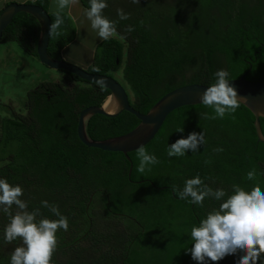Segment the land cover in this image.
Listing matches in <instances>:
<instances>
[{
	"label": "trees",
	"instance_id": "16d2710c",
	"mask_svg": "<svg viewBox=\"0 0 264 264\" xmlns=\"http://www.w3.org/2000/svg\"><path fill=\"white\" fill-rule=\"evenodd\" d=\"M30 3L46 10L50 24L55 21L56 12L47 11V0ZM106 3L104 16L117 21V32L126 39L117 36L100 42L87 71L116 79L138 112L145 113L177 86L215 83L220 69L228 71V78L248 70L245 79L264 83V0ZM80 4L88 9L90 0ZM117 9L130 18L120 20ZM61 16L64 22L58 34H49L46 47L53 59L60 58L61 48L73 35L71 19L63 12ZM128 26L135 30L127 33ZM38 31L31 15L17 12L3 28L0 41H16L36 56ZM117 71L120 78L111 74ZM66 73L63 81L69 83L42 81L26 91L24 114L0 117V179L24 189L28 211L39 208L41 212L37 219H57L41 206L48 201L69 220L68 231L57 233L54 264H197L186 251L192 247L191 228L221 201L206 198L203 206L195 205L190 198L179 199L174 190L182 191L185 181L197 175L213 190L223 189L229 195L233 185L251 190L256 182L245 177L253 168L264 173V144L256 141L246 108L241 105L234 118L226 115L215 120L200 119L199 113L215 114L202 104L174 109L143 146L159 163L141 174L136 171L137 149L130 151L127 178L129 163L122 153L87 147L76 136L78 112L101 105L109 91ZM44 88L55 94H43ZM137 122L127 111L114 117L93 114L85 130L90 138L100 140L123 134ZM181 127L183 132H176ZM202 131L207 143L198 152L168 157V146ZM217 148L223 151L215 152ZM205 160L211 163L206 165ZM258 181L264 190V175H258ZM9 219L0 212V264H10L12 251L22 243L4 240ZM120 220L125 224L119 226ZM239 255L226 256L216 264H237Z\"/></svg>",
	"mask_w": 264,
	"mask_h": 264
},
{
	"label": "clouds",
	"instance_id": "9594fccd",
	"mask_svg": "<svg viewBox=\"0 0 264 264\" xmlns=\"http://www.w3.org/2000/svg\"><path fill=\"white\" fill-rule=\"evenodd\" d=\"M76 0H56V19L50 25V35L58 34L57 30L63 24L61 12L75 3ZM139 4L140 0H131ZM108 7L106 0H90V7L85 10V16L90 21L91 28L98 37L107 41L119 36H126L117 32V21L110 20L103 12ZM120 20H127L130 14L117 9ZM134 27L128 26L125 31L131 33ZM94 71H99L94 68ZM215 83L207 87L200 97L201 104L211 108L214 115L199 113L200 119H223L226 115H233L245 101L240 98L229 81V73L220 69L215 73ZM176 132H183L178 128ZM207 143L204 131L189 133L187 138H180L168 146V157H184L186 152L199 151L201 145ZM222 152V148L214 149ZM139 160L137 172L144 174L151 171V166L159 163L155 154H150L145 147L140 146L136 152ZM204 163L210 164V160ZM256 169L248 171L246 179L256 183L251 190H245L239 185L232 186V194L223 189L213 190L199 175L185 181L183 190H174L181 200H188L195 205L203 206L206 198L221 201L218 208L207 213L206 217L194 225L190 231L192 247L186 251L197 264H216L226 256L239 255L237 264H258L264 261V190H262ZM24 189L19 185H12L6 179H0V212L9 216V223L4 228V240L11 244L16 240L22 241L14 248L10 255V264H54L53 257L59 247L57 233L68 231L69 220L62 215L58 205L42 201L41 206L48 208L57 219L40 218L39 208L28 211V202L22 199ZM226 197V199H225ZM13 207L15 212L13 214Z\"/></svg>",
	"mask_w": 264,
	"mask_h": 264
},
{
	"label": "water",
	"instance_id": "95a60500",
	"mask_svg": "<svg viewBox=\"0 0 264 264\" xmlns=\"http://www.w3.org/2000/svg\"><path fill=\"white\" fill-rule=\"evenodd\" d=\"M17 12H24L31 15L38 23L39 31L35 44V52L41 64L50 69L66 71L79 79L93 82L109 91L106 99L109 97L112 101L110 110L104 108L105 99L99 106H87L78 112L75 129L76 136L78 140L87 147L122 153L129 163L127 178L131 170L130 159L127 153L138 149L140 146H144L150 141L158 131L167 114L174 109L186 105L201 104V95L207 87L213 84L187 83L177 86L161 95L145 113H140L129 105L124 88L113 77L89 72L75 64L64 61L62 58L53 59L47 54L46 47L51 24L46 10L42 9L40 6L31 3L17 2H8L4 5L0 9V39L3 28ZM115 62L117 61L115 60ZM247 71L248 70L237 78H229V83L234 86L239 97L245 100L241 105L246 108L248 117L252 122L256 141L264 144V83L245 79L244 76ZM121 111H127L133 114L138 120L137 124L132 129L123 134L100 140H94L87 135L85 124L87 119L93 114L114 117Z\"/></svg>",
	"mask_w": 264,
	"mask_h": 264
},
{
	"label": "rangeland",
	"instance_id": "374dc122",
	"mask_svg": "<svg viewBox=\"0 0 264 264\" xmlns=\"http://www.w3.org/2000/svg\"><path fill=\"white\" fill-rule=\"evenodd\" d=\"M80 7L83 13L75 19L66 13L72 22L73 35H70L72 39L61 48L60 58L87 70L96 46L103 40L91 28L90 21L84 14L86 9ZM111 74L120 78V71ZM65 76V71L50 69L41 64L35 55L26 53L16 41H0V117L10 116L13 112L24 114L26 91L39 82L60 81ZM106 100L107 110H110L112 101L109 97ZM117 224L121 226L125 222L120 220Z\"/></svg>",
	"mask_w": 264,
	"mask_h": 264
},
{
	"label": "crops",
	"instance_id": "0c3cea01",
	"mask_svg": "<svg viewBox=\"0 0 264 264\" xmlns=\"http://www.w3.org/2000/svg\"><path fill=\"white\" fill-rule=\"evenodd\" d=\"M17 2V3H30L35 0H0V9L8 2ZM80 0H76L75 3L71 4L69 7L65 8L62 12L67 13L72 19H75L77 16H80L83 13V9L80 7ZM47 11L56 12V0H47ZM88 65V64H87ZM91 63L88 65L89 68Z\"/></svg>",
	"mask_w": 264,
	"mask_h": 264
},
{
	"label": "flooded vegetation",
	"instance_id": "af4514ba",
	"mask_svg": "<svg viewBox=\"0 0 264 264\" xmlns=\"http://www.w3.org/2000/svg\"><path fill=\"white\" fill-rule=\"evenodd\" d=\"M64 78V77H63ZM58 82L59 83H64L65 81H63V79L62 80H58ZM75 82V81H74ZM65 83H69V82H65ZM66 85H69V84H66ZM42 93L43 94H55L54 93V90H51V89H48V88H44V90H42ZM25 94H26V92H25ZM50 95H48L47 97H49Z\"/></svg>",
	"mask_w": 264,
	"mask_h": 264
},
{
	"label": "bare ground",
	"instance_id": "6f19581e",
	"mask_svg": "<svg viewBox=\"0 0 264 264\" xmlns=\"http://www.w3.org/2000/svg\"><path fill=\"white\" fill-rule=\"evenodd\" d=\"M110 103H111V101H110ZM107 107H108V104H107V100H106L104 103V108H107Z\"/></svg>",
	"mask_w": 264,
	"mask_h": 264
}]
</instances>
